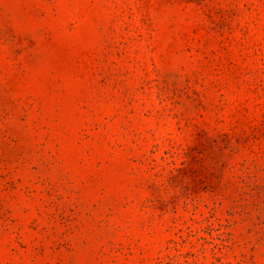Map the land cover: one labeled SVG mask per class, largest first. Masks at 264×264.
Masks as SVG:
<instances>
[{"label":"rangeland","instance_id":"obj_1","mask_svg":"<svg viewBox=\"0 0 264 264\" xmlns=\"http://www.w3.org/2000/svg\"><path fill=\"white\" fill-rule=\"evenodd\" d=\"M0 264H264V0H0Z\"/></svg>","mask_w":264,"mask_h":264}]
</instances>
